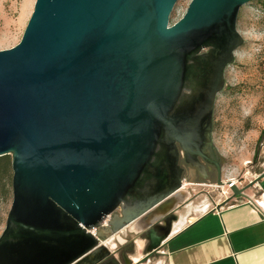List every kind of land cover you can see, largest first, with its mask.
I'll use <instances>...</instances> for the list:
<instances>
[{"label": "water", "instance_id": "water-1", "mask_svg": "<svg viewBox=\"0 0 264 264\" xmlns=\"http://www.w3.org/2000/svg\"><path fill=\"white\" fill-rule=\"evenodd\" d=\"M252 1L192 0L171 26L177 0L35 1L20 42L0 50V156L13 169L0 264H97L109 238L183 188L181 150L197 165L217 149L216 96ZM208 43L220 47L210 70Z\"/></svg>", "mask_w": 264, "mask_h": 264}, {"label": "rangeland", "instance_id": "rangeland-1", "mask_svg": "<svg viewBox=\"0 0 264 264\" xmlns=\"http://www.w3.org/2000/svg\"><path fill=\"white\" fill-rule=\"evenodd\" d=\"M15 1L18 5L13 15H8L7 8L0 10V50L20 42L36 0ZM191 1L177 0L170 15V25L184 15ZM239 29L245 43L236 54L237 62L227 69L229 87L219 95L215 106L214 144L222 157V180L236 178L239 185L250 189L264 171V0H253L241 7ZM5 157L0 160L7 163L5 176L0 181L6 192L0 196V234L13 201L12 157L9 154ZM183 182L189 196L180 201L173 212L187 214L189 218L199 213L196 206L202 200L221 201L229 195L224 188L226 184ZM132 235L135 232L126 228L117 236L123 243ZM120 243L114 241L107 245L114 251ZM146 243V239L136 240V251L131 258L133 261L141 259V263L150 259L151 264H158L162 258L160 250L148 252Z\"/></svg>", "mask_w": 264, "mask_h": 264}, {"label": "crops", "instance_id": "crops-1", "mask_svg": "<svg viewBox=\"0 0 264 264\" xmlns=\"http://www.w3.org/2000/svg\"><path fill=\"white\" fill-rule=\"evenodd\" d=\"M245 192L227 203L202 200L190 218L176 213L154 250L162 254L158 264H264V171ZM132 262L151 264L150 259Z\"/></svg>", "mask_w": 264, "mask_h": 264}, {"label": "flooded vegetation", "instance_id": "flooded-vegetation-1", "mask_svg": "<svg viewBox=\"0 0 264 264\" xmlns=\"http://www.w3.org/2000/svg\"><path fill=\"white\" fill-rule=\"evenodd\" d=\"M241 10V8H240ZM240 14V11H239ZM239 14L237 17V30L240 32L239 29ZM171 26V25H170ZM241 33V32H240ZM242 34V33H241ZM243 35V34H242ZM244 37V36H243ZM245 39V37H244ZM245 43V42H244ZM244 45V44H243ZM241 45L237 49L234 50V63L237 62V52L239 49L243 46ZM220 51V47L213 43H208L204 45L202 50L200 51L199 55H202V59L205 60L207 65H209V69H211V66H213L211 63L213 62L214 58L217 56L218 52ZM230 64V65H232ZM230 65H227L225 67V88L217 93L216 96V103L218 100V97L221 93H223L225 90L228 89L229 84L227 81V69ZM195 74H191L190 77L194 76ZM184 92L186 94H191L192 91L189 89H185ZM215 116V112H214ZM214 129H215V121H214ZM213 129V132H214ZM181 150V149H180ZM204 151L208 153V160H206L201 155L198 156L197 159V165H193L191 163H188L186 161L185 155L180 153V160L179 163L183 168L182 172V179L187 181H193L196 183H217V180L219 177L222 178V157L220 156L217 149H213L212 144H208ZM157 188L155 186H152V189ZM235 196L228 195L225 198V203L228 201H231L234 199ZM177 218V214L172 212L171 214L167 215L165 218L157 220L150 228H148L145 231H142L137 233L135 232V235L127 236V238L124 240L123 243H120L119 236H115L111 240L116 241L117 243H120L121 245L117 247L114 251L110 250L108 248V245L105 242V245L107 246V249H101L99 251V254L103 255L102 260L97 264H136L132 262L131 255L135 253V246L134 242L138 239H146V247L145 249L149 250L148 252L154 251L156 248L160 247L162 245V242L164 238L168 235L169 231L171 230V226L173 221ZM108 219H106V223L104 225H101L102 227L107 225ZM105 231V230H101ZM108 243V241H107ZM144 259V258H142ZM141 261V259H140ZM80 262V261H79ZM79 262H76L78 264ZM138 264V263H137Z\"/></svg>", "mask_w": 264, "mask_h": 264}, {"label": "bare ground", "instance_id": "bare-ground-1", "mask_svg": "<svg viewBox=\"0 0 264 264\" xmlns=\"http://www.w3.org/2000/svg\"><path fill=\"white\" fill-rule=\"evenodd\" d=\"M18 5V2L15 0H0V10L3 11L4 9H8L9 14L13 15L14 10L16 9ZM228 181V184L230 182H233L234 184L237 183L236 178H231ZM185 184L183 185V188L178 190L175 194H173L170 198H168L164 203H162L159 207H157L154 211L150 212L148 215L144 216L140 220H138L136 223L132 224L130 226V230L133 232H139L141 229L146 227L149 223H152L159 219L161 216H163L167 211L177 206V204L180 201L185 200L189 193L185 191ZM224 188H226L224 186ZM114 243L113 240L106 242V244ZM122 242V241H121Z\"/></svg>", "mask_w": 264, "mask_h": 264}, {"label": "trees", "instance_id": "trees-1", "mask_svg": "<svg viewBox=\"0 0 264 264\" xmlns=\"http://www.w3.org/2000/svg\"><path fill=\"white\" fill-rule=\"evenodd\" d=\"M262 139V134L260 135L259 137V141ZM6 155H3V156H0V160H4L6 157ZM6 166H7V163L6 162H1L0 161V181L4 178L5 176V173H6ZM0 187H1V191H0V196L5 194V190H4V187L2 184H0Z\"/></svg>", "mask_w": 264, "mask_h": 264}, {"label": "built area", "instance_id": "built-area-1", "mask_svg": "<svg viewBox=\"0 0 264 264\" xmlns=\"http://www.w3.org/2000/svg\"><path fill=\"white\" fill-rule=\"evenodd\" d=\"M225 184H226L225 187L227 188V192H228L229 195H232V194H233V191H232V187H233V185H238L239 187H242V185H239L238 180H237V183H236V184H234L233 182H230V183L228 184L227 181H225ZM105 223H106V220H104V221L102 222L101 225H104Z\"/></svg>", "mask_w": 264, "mask_h": 264}]
</instances>
